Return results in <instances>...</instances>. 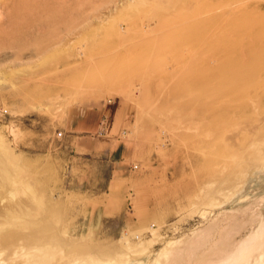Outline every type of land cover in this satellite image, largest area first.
I'll return each mask as SVG.
<instances>
[{
  "label": "rangeland",
  "instance_id": "rangeland-1",
  "mask_svg": "<svg viewBox=\"0 0 264 264\" xmlns=\"http://www.w3.org/2000/svg\"><path fill=\"white\" fill-rule=\"evenodd\" d=\"M0 264H264V0H0Z\"/></svg>",
  "mask_w": 264,
  "mask_h": 264
}]
</instances>
